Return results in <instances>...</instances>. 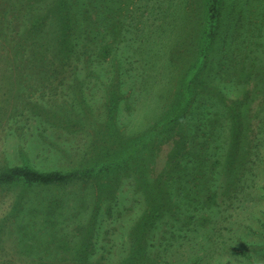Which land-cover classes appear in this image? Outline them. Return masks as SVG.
<instances>
[{
    "label": "rangeland",
    "instance_id": "obj_1",
    "mask_svg": "<svg viewBox=\"0 0 264 264\" xmlns=\"http://www.w3.org/2000/svg\"><path fill=\"white\" fill-rule=\"evenodd\" d=\"M206 9L0 0V170H73L105 149L127 157L89 182L0 184V264L78 254L94 264H264V0H221L203 53ZM68 17L65 62L55 38ZM167 103L168 132L152 135ZM76 242L89 248L67 249Z\"/></svg>",
    "mask_w": 264,
    "mask_h": 264
},
{
    "label": "trees",
    "instance_id": "obj_2",
    "mask_svg": "<svg viewBox=\"0 0 264 264\" xmlns=\"http://www.w3.org/2000/svg\"><path fill=\"white\" fill-rule=\"evenodd\" d=\"M206 17H205V21L203 23V31H202V51L203 53L208 51V48L210 47V45L212 44V42H214V38L216 36V29H217V22L219 20L220 17V13H221V0H206ZM57 21H58V26L62 27L63 26V21L62 18L60 16H57ZM68 26L67 32L65 33L64 29L60 28V32L57 34L55 41H57L58 45H60V48H58V53L57 55H63V59H65L67 62V58L69 57V55H71V49H74L73 47H70L69 44L71 43L70 38L74 37L75 35L71 34V31L74 28V23L72 20V17H68L67 18V22H65ZM111 24H115L113 22V20L110 22ZM116 27V30L118 31L117 26H114V29ZM116 32V31H115ZM63 33V34H62ZM176 35V34H175ZM113 36V35H111ZM103 37V35H102ZM91 41H93V37H89ZM39 40V38H38ZM179 40V39H177ZM164 44V43H163ZM63 45V46H62ZM161 46H159L157 49H160ZM60 58V57H59ZM38 59V58H36ZM64 62V63H65ZM89 62L91 63L92 60L90 59ZM178 67V65L176 63H172L170 68H172L171 70H173L174 68ZM169 68V66H168ZM174 71V70H173ZM57 73V75L59 74L58 72H55V74ZM54 74V75H55ZM114 82L118 83L119 81V75H115L114 76ZM192 85L191 83H187V91L190 90V86ZM167 88L169 89V85H166ZM172 89V87H171ZM171 89L169 91V93L171 92ZM171 102V100H170ZM172 107V103H167L166 105V110L164 112V114L160 117V119L153 125V127L149 130V133H152V135L155 133L156 135H165L168 130H161V127L164 123L167 122L166 120V116L170 115L166 114ZM166 114V115H165ZM194 118V117H193ZM177 119V115L175 117H173L168 123H174L175 120ZM139 141L134 142V147H138ZM131 145V144H130ZM102 149V148H101ZM103 150V149H102ZM99 154H97L94 162L92 165H88L85 167H78L75 168L73 170H65V169H60V168H54V169H48V171H45L44 169H40L37 168L33 165H29V164H22V165H15V166H10L7 168H4L2 170H0V184H14V183H22L26 186L32 187V186H62L65 184H68L72 181H85V182H89L91 181V179L98 173H102L103 176H109V173L112 172L114 169H117V167L121 164L122 160H127V157L124 158L126 155H124L125 153H122V158L120 157V161L118 162L115 158L117 156H119L120 154L112 157L111 159H109V155L112 156V154L109 153V151H107L105 149V153H104V159L101 155V153H103V151L98 152ZM129 163V161L127 162ZM190 163V162H189ZM187 163V164H189ZM172 179L175 180V176H172ZM94 183L90 184V188H93ZM172 185V184H171ZM95 189H90L88 187V191H92L94 194H96V198H93L92 202H95L97 200H100L101 198V189H98V185H95ZM173 186V185H172ZM174 187L178 190H181V187L178 186L177 184L174 185ZM178 190H173L175 192H179ZM174 195V193H173ZM174 197L176 198L177 196L174 195ZM91 208V207H90ZM90 219V218H89ZM88 219V220H89ZM63 245L61 246V244L58 245L57 249L63 250ZM89 248L88 243L86 242H82V244H80V242H76L74 243H67V249H71V250H76V251H81L84 252L86 249ZM133 255V254H132ZM51 260H49L48 258L46 259H38L36 260V258H33V263L32 264H94L93 261L91 260L90 256L85 257L82 256L81 254H78V256H72V257H66V258H60V257H53L50 258ZM106 262H108V259H106ZM111 260L108 262V264L110 263ZM130 264V263H129ZM133 264V262L131 263Z\"/></svg>",
    "mask_w": 264,
    "mask_h": 264
}]
</instances>
